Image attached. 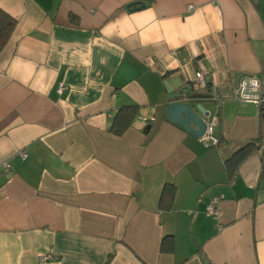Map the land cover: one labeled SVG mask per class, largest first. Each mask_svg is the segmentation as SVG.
Masks as SVG:
<instances>
[{
    "label": "crops",
    "instance_id": "crops-1",
    "mask_svg": "<svg viewBox=\"0 0 264 264\" xmlns=\"http://www.w3.org/2000/svg\"><path fill=\"white\" fill-rule=\"evenodd\" d=\"M0 9L15 20L0 52V264H264V112L236 98L264 74V0ZM174 82L199 116L217 110V147L166 121Z\"/></svg>",
    "mask_w": 264,
    "mask_h": 264
},
{
    "label": "built area",
    "instance_id": "built-area-1",
    "mask_svg": "<svg viewBox=\"0 0 264 264\" xmlns=\"http://www.w3.org/2000/svg\"><path fill=\"white\" fill-rule=\"evenodd\" d=\"M192 7L189 6L188 9H191ZM205 77V70L200 65L199 70L195 73V82L197 85L203 84V79ZM248 81L249 84V90L252 93L258 92L257 94H247L244 93V87L246 82ZM236 98L239 100H244L247 102L252 103L255 105L259 110L264 112V74H262L258 78H246L242 80L237 87L236 91ZM220 102H217L216 109H218ZM218 117H217V110L209 117L207 121L206 130L203 134V136L199 139L201 143L206 147H217L219 144V140L214 136V127L217 123ZM20 155L22 157L26 156L25 151H21ZM2 167L7 169V165L4 164ZM218 203L219 200L217 198H212L210 202L206 205V212L208 215L213 216L214 218H217L219 216V210H218ZM40 260H47L50 258L49 255H39Z\"/></svg>",
    "mask_w": 264,
    "mask_h": 264
},
{
    "label": "water",
    "instance_id": "water-1",
    "mask_svg": "<svg viewBox=\"0 0 264 264\" xmlns=\"http://www.w3.org/2000/svg\"><path fill=\"white\" fill-rule=\"evenodd\" d=\"M174 84L179 88V92L171 94L169 96V99L174 100L179 98L181 95L183 96L182 101L170 104L167 107L165 112V119L169 123L181 126L185 132L200 139L206 130V119L209 117V113L205 112L201 105H197L196 109L201 114V116H199L192 107L185 103L190 95L192 88L190 86L181 87V84L178 82H174ZM244 93L257 94L258 92H250L249 84L247 81L244 87Z\"/></svg>",
    "mask_w": 264,
    "mask_h": 264
},
{
    "label": "trees",
    "instance_id": "trees-1",
    "mask_svg": "<svg viewBox=\"0 0 264 264\" xmlns=\"http://www.w3.org/2000/svg\"><path fill=\"white\" fill-rule=\"evenodd\" d=\"M15 27V20L10 17L7 13L0 9V52L4 48L5 44L7 43L13 29ZM120 117V116H117ZM115 118V122H118V118ZM115 128L116 127L114 125ZM126 127L125 124L121 126L119 129L114 130L113 132L116 134L122 133V130ZM261 139L257 141H249L240 147H238L226 160L227 168L231 170H236L238 166L247 159L250 155L256 152L261 147ZM220 144V143H219ZM218 144V145H219Z\"/></svg>",
    "mask_w": 264,
    "mask_h": 264
}]
</instances>
